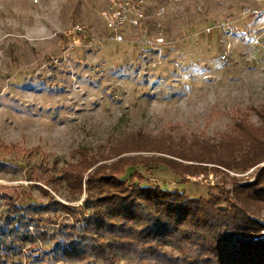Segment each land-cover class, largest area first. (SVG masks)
Returning a JSON list of instances; mask_svg holds the SVG:
<instances>
[{"label":"rangeland","instance_id":"obj_1","mask_svg":"<svg viewBox=\"0 0 264 264\" xmlns=\"http://www.w3.org/2000/svg\"><path fill=\"white\" fill-rule=\"evenodd\" d=\"M261 114L264 0H0V161L8 164L0 170V222L40 216L38 230L48 237L16 241L19 249L0 260L87 264L50 260L46 252L51 235L76 224L80 209L88 213L85 182L100 165L163 157L206 166L203 174L178 177L150 162L124 177L129 185L139 172L151 185L190 198L232 190V179L254 181L264 162L241 172L162 152L108 154L137 133L148 138L145 146L165 140L184 152L229 137L245 147L244 135L264 127ZM82 148L103 157L77 192L58 178ZM57 202L77 211L66 213ZM49 204L56 211L45 210ZM249 208L264 223V204ZM28 234L36 238L33 225ZM115 264L137 262L122 256Z\"/></svg>","mask_w":264,"mask_h":264},{"label":"trees","instance_id":"obj_2","mask_svg":"<svg viewBox=\"0 0 264 264\" xmlns=\"http://www.w3.org/2000/svg\"><path fill=\"white\" fill-rule=\"evenodd\" d=\"M260 118L264 125V114ZM246 134L248 145L245 147L239 140L229 137L221 144H195L184 152L173 144L167 145L165 140L145 146L148 138L137 133L135 138H127L111 148L108 155L111 157L127 150L162 152L184 161H213L228 170L244 172L264 162V127ZM221 153L227 160L221 158ZM238 153L242 157L240 161H237ZM73 156L77 161L68 164L58 180L65 181L68 188L82 192L84 174L97 165L103 155H93L89 149L82 148L73 152ZM124 161L120 158L121 163ZM150 162L165 166L178 177L203 174L207 170L200 164L182 165L163 157L134 158L132 163L124 166H98L85 182L88 213L80 209L76 224L66 225L58 230L59 233L51 235L55 242L46 252L47 259L86 260L87 264H94L90 259L95 257L106 264H115L123 256L134 258L137 264H264V223L254 217L249 208V204H264V167L250 183L242 184L232 179V190L216 188L217 192L207 198H190L183 192L151 185L139 172L129 178L127 185L124 180L127 170L149 166ZM7 165L0 161V170ZM222 199L227 206L220 205ZM58 205L63 206L66 213L77 211L70 206ZM17 206L10 209L21 213L23 209ZM44 209L56 211L51 210L50 204ZM26 216L15 221L7 217L0 222V256L4 260L19 249L16 241H45L48 238L43 230H38L44 221L42 217ZM32 225L36 238L28 234ZM167 247L177 250L179 255L171 254ZM4 260H0V264H4Z\"/></svg>","mask_w":264,"mask_h":264}]
</instances>
